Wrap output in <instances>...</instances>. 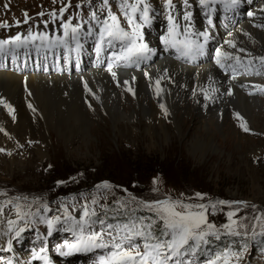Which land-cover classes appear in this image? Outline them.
Masks as SVG:
<instances>
[{
    "label": "snow or ice",
    "instance_id": "obj_1",
    "mask_svg": "<svg viewBox=\"0 0 264 264\" xmlns=\"http://www.w3.org/2000/svg\"><path fill=\"white\" fill-rule=\"evenodd\" d=\"M55 2V0H54ZM197 0H192L195 4ZM221 2L229 8H235L242 3V0H221ZM246 2V0H244ZM110 0H102L100 5L89 3V7L93 8L89 13L87 20L73 23L75 17L68 16L64 18V13L72 6L70 3L58 9L50 11L51 20L41 21L44 25L43 31L33 32L31 29L27 33H17L7 38H0V53L7 52L9 46L16 54V49L35 47L37 50L63 48L68 52L67 59L72 53L76 57L82 50L81 38L85 35L97 36L96 52L99 56L106 50L115 49L111 53V60L107 63V70L112 74L113 78L117 77V73L113 71V61L116 67H128L131 65L139 66L142 61L148 60L156 49L151 48L145 41L144 29L152 24L155 17V10L151 0H135L128 3V0H119L120 9L123 17H119L116 12L109 9L106 15L105 8L109 5ZM167 5L175 10L172 0H166ZM187 5L188 0H184ZM200 6L210 9L216 3V0H198ZM6 8L10 5H5ZM82 4H77L76 8H82ZM25 23H27L28 13L25 10ZM43 17L44 12L37 14ZM79 15V12L77 13ZM185 23L182 25L179 20L172 14L167 15L166 34L162 36L163 44L166 50H175L181 57L190 58L203 54V49L208 39L207 31H191L188 23L193 16L191 11L181 13ZM253 15V13H248ZM59 21V29L49 30V23L55 24ZM21 21L17 20L16 25L19 26ZM209 26L213 21L209 19ZM8 26V25H0ZM98 26V27H97ZM40 25L37 24V29ZM62 34L52 35L54 32ZM195 36V38H193ZM203 38V42H201ZM229 44L234 51L222 49L216 50V63L224 69H231L232 78L235 79L236 74L240 75H264V55L252 56L244 48H236L233 41ZM243 53V55H241ZM258 61L259 64L255 65ZM145 75H148L145 73ZM133 80L135 77L132 78ZM151 79V77H150ZM163 76L156 77L155 85L159 88ZM117 83L129 85V80H117ZM247 86V85H243ZM91 91V89H89ZM128 91H133L131 87ZM203 91V90H202ZM213 91H218L213 89ZM264 91V88L261 89ZM134 94V93H133ZM205 99L211 97L207 92L203 93ZM226 94L231 96L233 91L231 88L226 90ZM159 95V91H157ZM4 103L5 107L11 111V106ZM29 107H32L29 104ZM91 107V105H89ZM165 109L163 103L160 104ZM35 111V109H33ZM240 117L239 113H236ZM242 119V118H241ZM244 131H249L245 124H242ZM29 143H32L29 141ZM2 151V149H0ZM153 183H156L154 180ZM108 182L96 185L97 191L100 189H110ZM156 190V189H154ZM195 197L203 200V194L197 192ZM17 200L20 198L17 197ZM25 201L24 207L27 211H20V205H16L17 219L23 221L25 226H31L33 223H44L47 225L46 235L52 236L54 231L69 232L72 235L71 240L65 239L63 243L56 246L55 251L61 256L67 257L73 253L100 251L98 256V264H188V260L203 254L204 246H209L215 241H224L222 252H216L215 257H206L203 261L191 259V264H219L221 259L223 264H229L230 259L235 257L237 264L243 260V252L247 250L248 242L243 241V251H233L228 245V238H233L232 243L238 248L240 245L234 239L248 235L249 230L252 231V239H255L257 233L251 220H264V213L253 215L250 219L238 218L233 219L240 211L241 207H251L256 209L257 206L249 205L242 201H224L215 202H195L185 199L164 198L153 201H136L134 197L127 201H116V208L111 209L108 204H100V197L96 193L90 194V204L85 201L79 209L75 205L71 206L61 204L58 209H51L49 204L41 202L40 207L32 211L33 204L36 200ZM229 204L235 206L236 211H228L226 213L228 222L217 225L209 221L208 216L217 211L218 205ZM131 205H135L131 207ZM97 206L99 211H97ZM140 209H147L150 215H137ZM62 210V212H61ZM0 211H3L0 208ZM58 212L60 214L53 215L51 218L42 215L47 212ZM76 211H80L79 218L75 215ZM112 212V220L108 219V213ZM159 222V223H158ZM9 228L16 221L9 219L7 221ZM25 231V227H20L16 232V238H19ZM264 237V226H261L258 233ZM11 241L9 247L11 248ZM219 247V245H217ZM48 250L41 247L40 252L46 253ZM44 264H52L48 255L40 257ZM11 264V261L8 262Z\"/></svg>",
    "mask_w": 264,
    "mask_h": 264
},
{
    "label": "bare ground",
    "instance_id": "obj_2",
    "mask_svg": "<svg viewBox=\"0 0 264 264\" xmlns=\"http://www.w3.org/2000/svg\"><path fill=\"white\" fill-rule=\"evenodd\" d=\"M245 5L251 13L260 10L259 20L263 22L256 20L254 24L244 23L237 29L234 26L233 30L221 35V48L234 51L229 44V41H233L237 49L244 48L257 56L264 55V2L256 0L251 5L247 2ZM254 5L259 6L253 8ZM155 17L157 21L161 19L160 14ZM240 21L244 20H239L238 24ZM8 52L13 53L11 49ZM115 72L116 78L108 70L93 68L71 76L33 73L18 75L10 69L0 71V100L11 106L10 111L4 103H0V145H7L13 150L15 146L12 144V137L18 138L20 144L31 140L36 143L35 153L40 159L50 157L49 148L45 149L39 142L47 144L50 139L47 128L48 121L51 120L58 125L65 137V143H75L81 135L79 141L82 143L93 144L90 142L93 138L95 144L101 145L102 140L106 139L104 132H101L103 126L100 123L94 126L95 120H101L105 128L107 126L112 130L114 137L111 138L114 141L123 138L135 145L140 138L149 146H158L166 152L177 136L185 142L187 149L197 154V158L204 159L209 151H224L215 132L219 130L227 135L236 129L237 112L242 118L241 122L249 129H264V118L257 116L258 110L255 108L264 110V100L259 98L263 94L256 95L262 93L257 87L263 85L264 75H243L233 79L229 75H222L213 65L194 66L170 59H164L139 71ZM159 76L164 79L158 88L154 81ZM117 80H129V85L118 84ZM129 87L133 90L131 96L126 92ZM229 88L233 91L231 96L226 94ZM204 92L211 98L205 99ZM161 103L165 105L166 113L160 107ZM88 104L92 109L88 108ZM2 111H6L8 116ZM179 114L188 116L181 118ZM246 114L250 117L248 120L243 116ZM191 127L192 131L187 133ZM250 142L254 146L253 155L258 156L260 151L257 150V144H253V140ZM7 202L3 200L0 203V208L4 209L0 211V229L4 233L9 230L6 220L17 214V204L10 205ZM17 230L10 231V235L2 239L3 244L0 240V251L5 253L1 254L7 258V262L0 260V264H8L9 261L11 264H44L40 258L43 254L38 251L26 261L14 256L15 254H7L12 251L9 241L12 242L13 251L17 250L14 244ZM34 257L36 260L33 261Z\"/></svg>",
    "mask_w": 264,
    "mask_h": 264
},
{
    "label": "rangeland",
    "instance_id": "obj_3",
    "mask_svg": "<svg viewBox=\"0 0 264 264\" xmlns=\"http://www.w3.org/2000/svg\"><path fill=\"white\" fill-rule=\"evenodd\" d=\"M6 3L10 5L9 10H6ZM52 6V0H0V23L6 22V19L3 20L4 17L10 20H12L13 16L21 15L24 17L25 10L34 20L35 12L46 11L51 9ZM258 6L254 5L253 8ZM259 19L261 20L260 10L254 12L253 15L244 17V21L237 23L235 28L237 29L239 25L244 23L254 24ZM260 20L258 22L262 23L263 21ZM262 31L264 32V28ZM254 47L256 48L255 45ZM126 92L129 96L132 95L131 92ZM259 98L264 100V94L259 96ZM88 108L92 109V106L89 107L88 104ZM255 108L258 110L257 116L263 119L264 110L258 107ZM2 112L8 116L6 111ZM179 115L181 118L188 116L187 114ZM235 116L237 117V115ZM243 116L247 120L250 118L248 114ZM237 118L235 121L238 124V129L231 130L227 135H223L219 130L215 132L224 151L219 153L213 150L209 151L204 159L197 158V154L189 150V148L187 149L185 142L183 143L177 136L174 139L173 146L171 145L166 152L158 146H149L146 141L138 137V142L135 145L123 140V138H114V141L111 138L114 137L112 130L107 126L105 128L101 120L94 121V126H98V123L103 126L101 132H104L103 135L106 139L102 140L101 145L95 144L96 141L93 138L90 140L93 144L82 143L79 141L81 135L77 137L78 139H76L75 143L67 144L58 125L53 120L48 121L47 132L50 139L47 144H42V142H39V144L45 149L46 147L49 148L50 157L40 159L35 153L36 143L31 140H26L24 144H20L18 138L12 137L11 141L13 146H15L13 150L8 148L7 145H0V149H2L0 151V203L6 200L10 205L18 204L20 205V211L23 212L27 211L24 207L25 201L23 199L26 197L28 201H37V203L33 204L32 211L40 207L41 202L53 204L57 208L61 204H65L71 210V206L75 205L76 207L77 205L70 199L77 200L79 203L81 199L88 197L87 195L90 196L91 193H96L100 197L99 201L102 204H108L111 209L116 208L113 205L116 201H127L132 197L136 201H153L164 198H183L186 202L205 203L218 200L242 201L247 202L249 205L254 204L257 208L241 207L233 219H250L253 215L258 216L264 213V129L252 127L248 128L249 131L246 132L241 127L243 124L241 117ZM14 120L17 121L18 118H14ZM205 121L208 120L206 119ZM52 128L55 130L53 131ZM191 129L192 127L187 133L192 131ZM56 131L57 133H55ZM250 140L255 141L253 144H257V150L260 151L258 156L253 155L254 150L252 147L254 146ZM29 141L32 143H29ZM145 156H151L163 162V164L159 163V165L154 166V168L159 170L157 171L159 173L149 177L147 181L143 180L140 182L131 180L123 182V180L112 179L114 174L121 177H131L134 173H142L143 171L140 170L145 168L144 162L141 161L139 163L137 160ZM129 160L138 163L134 167H130ZM154 180L156 183H153ZM103 182H108L111 188L97 191L96 185ZM197 192L203 194L202 201L195 197ZM17 197L20 199L17 200ZM134 206L131 205V207ZM79 208V206L76 207V209ZM143 210L148 213L147 209ZM228 211H236L235 206L229 204L218 205L217 211L211 213L208 219L219 227L228 222L226 215ZM42 214L44 213L42 212ZM17 215L18 213L14 217L8 218L6 225H8L7 221L9 219L15 220L16 223L13 225L19 228L25 227V229L33 232V237L30 239L29 244L25 248L17 250L18 255L25 254V250L28 248H30L28 252L32 253V248L41 249V247H44L48 249L49 246L51 251L54 250L58 254L55 248L64 242L60 234V232L64 231L57 232L55 237L47 236L46 233L37 230L35 226L32 227L33 224L25 226L23 221L17 219ZM44 216L49 217V213L47 212ZM37 224L40 225V223ZM251 224L257 233L255 239H252L253 233L251 230H249L247 236L243 237V240L236 237L242 249L243 241L246 240L248 242L247 250L243 252V260L239 264H264V237L258 235L261 226H264V220H251ZM19 228L13 229L11 227L5 233L0 229V233H3L0 237L7 238L10 235V231ZM29 230H27L28 235L31 234ZM217 242L224 243V241ZM213 244L215 245V243ZM2 252L0 251V260L5 263L7 258L2 255L5 254ZM7 254H12V251ZM100 254V251H96L84 256L85 259L71 260L69 264H74L75 262L79 264H97ZM27 256L30 257L31 254H27ZM49 258H53L58 262V257L50 256ZM60 263L66 264L59 261L58 264Z\"/></svg>",
    "mask_w": 264,
    "mask_h": 264
},
{
    "label": "trees",
    "instance_id": "obj_4",
    "mask_svg": "<svg viewBox=\"0 0 264 264\" xmlns=\"http://www.w3.org/2000/svg\"><path fill=\"white\" fill-rule=\"evenodd\" d=\"M137 161L139 163L141 161L144 162V167L145 168H142L140 170V171H143L142 173H140V174L134 173V174L131 175V177H121V176H117V175L114 174L113 177H112V179L118 180V181L123 180V182H128L130 180L133 181V182H140V181H143V180L144 181H147L149 177H152L155 174L159 173V172H157L159 170H157L156 168H154V166L159 165V163H162L163 164L162 161L157 160V159H155V158H153L151 156H149V157L148 156L141 157ZM138 162H135L134 163V161H130L129 160V166L130 167H134V165L136 163H138ZM124 178H126V179L124 180ZM113 205H115V203Z\"/></svg>",
    "mask_w": 264,
    "mask_h": 264
}]
</instances>
